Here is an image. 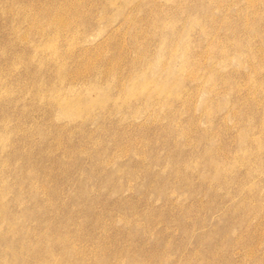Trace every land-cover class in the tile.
<instances>
[{"label": "rangeland", "instance_id": "rangeland-1", "mask_svg": "<svg viewBox=\"0 0 264 264\" xmlns=\"http://www.w3.org/2000/svg\"><path fill=\"white\" fill-rule=\"evenodd\" d=\"M0 264H264V0H0Z\"/></svg>", "mask_w": 264, "mask_h": 264}, {"label": "bare ground", "instance_id": "bare-ground-1", "mask_svg": "<svg viewBox=\"0 0 264 264\" xmlns=\"http://www.w3.org/2000/svg\"><path fill=\"white\" fill-rule=\"evenodd\" d=\"M61 99H62V98H61ZM62 105H63V104H62ZM63 106H65V105H63ZM65 111H68V110H67V107H66V110H65Z\"/></svg>", "mask_w": 264, "mask_h": 264}]
</instances>
